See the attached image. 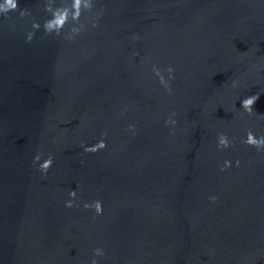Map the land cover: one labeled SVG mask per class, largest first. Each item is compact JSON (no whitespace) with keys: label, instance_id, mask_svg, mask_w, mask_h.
Instances as JSON below:
<instances>
[{"label":"water","instance_id":"95a60500","mask_svg":"<svg viewBox=\"0 0 264 264\" xmlns=\"http://www.w3.org/2000/svg\"><path fill=\"white\" fill-rule=\"evenodd\" d=\"M60 5L68 23L46 33ZM80 13L71 0L0 13V264H264V148L243 142L264 136V0H81Z\"/></svg>","mask_w":264,"mask_h":264},{"label":"clouds","instance_id":"9594fccd","mask_svg":"<svg viewBox=\"0 0 264 264\" xmlns=\"http://www.w3.org/2000/svg\"><path fill=\"white\" fill-rule=\"evenodd\" d=\"M80 5H81V0H71V8H72V19L74 21H79L80 18ZM85 8L89 9L91 11V9L93 8V3H86L84 5ZM18 8V0H3L2 3H0V13H4L7 14L10 11L16 10ZM46 11L51 13L50 18L46 19L44 21V29L46 33H53L55 32L57 35H59L61 33V31L64 29L65 25L68 23L69 20V16H68V9L63 6L60 5L56 8L55 11H53L51 8L46 6ZM28 14V10L27 9H21L20 10V15L24 16ZM92 26L96 27V23L95 20L92 21ZM33 28L34 29H39L40 28V23L37 21H33ZM73 31H75L76 33L80 31L79 28H75L73 29ZM34 36V32H29L27 39L29 41L32 40ZM69 39L72 37H68ZM168 73H169V78L170 79H174V77L171 75L172 72L174 71L173 68L169 67L167 69ZM153 72L156 73L157 76H159L160 79V83L164 85V87L166 88V90L171 93L172 89L171 87L168 85L167 81L164 79L163 75H161L160 73V69L157 68L156 66H153ZM235 81L233 82L234 86H235ZM259 93L251 95V96H247L246 98H244L241 102V107L248 112L249 114L252 113L253 111V105L256 102V100L258 99ZM173 116L175 115V113L172 114ZM166 124H175L176 121L173 119H169L167 121H165ZM134 125H129L128 128L129 130H133L134 129ZM107 133H102V136H106ZM244 143L250 145V146H254L257 149H261L264 148V136H260L257 137L252 131H248L247 135H246V139H244L243 141ZM231 144V141L229 140V138L224 134V133H220L218 135V143H217V148L218 149H223V148H227L229 147ZM106 147V142L105 140L101 139L100 141H98L96 144L91 145V146H86L84 147V151L85 152H97L98 150L104 149ZM41 159V154H37L34 158H33V163L40 161ZM237 165L239 164V161L236 162ZM53 164V157L51 155H49L46 159L43 160L42 163L39 164V168L42 172L46 173L47 170L51 167V165ZM230 166V162L229 161H225L224 162V166L221 168V171H223L225 168ZM69 196L72 198L76 197V191L75 190H71L69 192ZM211 200L215 201L216 197L212 196L210 197ZM75 205V200L74 199H69L67 201H65V207L67 208H72ZM85 208H93L95 210V213L97 215H101L103 213V206H102V202L100 200H95L92 203H85L84 204ZM94 253L96 256H102L103 250L100 248H96L94 249ZM91 264H97V260L95 258H93L91 260Z\"/></svg>","mask_w":264,"mask_h":264}]
</instances>
